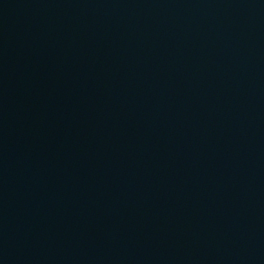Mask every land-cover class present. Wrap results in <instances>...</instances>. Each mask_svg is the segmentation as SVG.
<instances>
[{
	"label": "water",
	"instance_id": "95a60500",
	"mask_svg": "<svg viewBox=\"0 0 264 264\" xmlns=\"http://www.w3.org/2000/svg\"><path fill=\"white\" fill-rule=\"evenodd\" d=\"M0 264H264V0H0Z\"/></svg>",
	"mask_w": 264,
	"mask_h": 264
}]
</instances>
